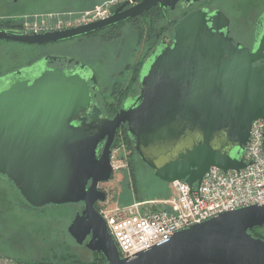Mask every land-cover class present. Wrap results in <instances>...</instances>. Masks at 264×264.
I'll list each match as a JSON object with an SVG mask.
<instances>
[{
    "label": "water",
    "instance_id": "water-1",
    "mask_svg": "<svg viewBox=\"0 0 264 264\" xmlns=\"http://www.w3.org/2000/svg\"><path fill=\"white\" fill-rule=\"evenodd\" d=\"M132 1L104 19L63 29L28 34L0 29V39L53 42L156 5L173 8L179 0ZM228 24L221 10L198 8L180 18L170 44L160 43L145 63L139 92L102 124H96L99 106H92L93 134L74 123L91 100L86 79L96 78L90 69L67 73L34 70L35 65L25 69L30 77L8 79L0 89V173L14 180L33 207L83 201L67 231L77 244L90 234L85 246L104 255L101 264H264V239L248 232L264 225V204L220 212L129 257L120 256L94 206L106 197L98 183L113 173L110 146L120 123L127 124L138 157L165 182L184 179L192 189L212 166L225 171L245 166L251 123L264 119V62L256 63L264 58V30L256 31L258 41L250 50L233 42Z\"/></svg>",
    "mask_w": 264,
    "mask_h": 264
},
{
    "label": "rangeland",
    "instance_id": "rangeland-1",
    "mask_svg": "<svg viewBox=\"0 0 264 264\" xmlns=\"http://www.w3.org/2000/svg\"><path fill=\"white\" fill-rule=\"evenodd\" d=\"M104 1L106 0H0V23L17 21V25H9L12 28L17 26L16 32H19L18 26L23 23L39 22L47 17H51L48 20L52 22L65 23ZM263 5L264 0H227L224 5L221 4L222 9L231 16L233 32L238 35L240 31L250 36L254 20ZM143 22L144 19H140V29L132 37L127 32L129 27L126 25L123 39L118 37L109 41H102L100 33L83 39L82 44L72 41L66 45L51 47L0 40V72L33 61L42 54L63 51L77 57L95 72L103 86L104 101L114 104L120 96L137 91L132 82L124 89L125 83L116 73L128 61L135 64L157 42L158 38L147 37L149 25L151 29L168 33L161 28L166 23L162 17L155 25ZM125 47L132 48L135 53L132 50L126 51ZM117 80L119 86L115 93L113 85ZM130 146L132 145L122 136L114 145L113 161L118 169L113 170L111 180L103 183L108 195L100 208L125 206L135 198L162 199L173 195L169 183L154 175L136 152L132 154ZM18 204L17 191L13 190L10 183L0 179V254L30 263L39 259L51 260L67 250L87 263L96 260V255L86 246L77 244L67 231L74 212L79 207L61 204L41 209H22ZM259 231L264 234V226Z\"/></svg>",
    "mask_w": 264,
    "mask_h": 264
},
{
    "label": "built area",
    "instance_id": "built-area-1",
    "mask_svg": "<svg viewBox=\"0 0 264 264\" xmlns=\"http://www.w3.org/2000/svg\"><path fill=\"white\" fill-rule=\"evenodd\" d=\"M125 0H106L92 9L65 23L43 18L39 22L23 23L20 33H41L94 20L111 15L113 9ZM132 2V0H128ZM264 119L253 120L249 137L242 154L246 163L240 169L222 170L210 167L199 184L190 189L184 179L169 183L173 195L168 198L134 199L125 206L100 208L107 229L116 243L119 254L129 257L148 249L156 243L168 240L176 231L199 223L220 212L252 204H264ZM114 145L110 150L113 170ZM0 264H16L7 255L0 254Z\"/></svg>",
    "mask_w": 264,
    "mask_h": 264
},
{
    "label": "flooded vegetation",
    "instance_id": "flooded-vegetation-1",
    "mask_svg": "<svg viewBox=\"0 0 264 264\" xmlns=\"http://www.w3.org/2000/svg\"><path fill=\"white\" fill-rule=\"evenodd\" d=\"M226 1L227 0H196L190 4L189 2H187V0H179L173 8H170L169 6L168 7H160L159 5L154 6V8H156V12H158L159 15L166 22L165 25L161 26V28L166 29V31L168 33H166V32L162 33V31L157 30L156 28L151 29L152 27H150V25H149V24H153V21L150 19L151 18V12H152L151 11L152 8H151V9H148V10L142 12L141 14H138V15H135V16L130 17L128 19L119 21V22L114 23L112 25L106 26L102 29H98V30H95V31H92L89 33H85L82 35H78L75 37H71V38H66V39H62V40H57V41H53V42H46V43L40 44V45H45L48 47H51L54 45H66L67 43H71L72 41L77 42V44H82L83 39L91 38V36L95 37V35H97L99 33L101 34V40L102 41L103 40L109 41V40H112V37H111L113 35L112 28H114V26H116L114 28V30H119V32H120V36H117L114 38L120 37L123 39L124 35L126 34V32L124 30L126 25L129 27V30L127 32L132 37V34L136 31L138 32V30L140 29V19H142V20L144 19L143 23H146V25H149V33L147 34V37L148 38L152 37L154 39L158 38V40L147 53H145L139 59L137 58L138 60L135 64H133V62L130 63V61H128L124 64V67L117 69L116 75L118 77H122V82L124 81L125 86H126V87H124V89L128 88L129 82L130 83L132 82L135 86V89H137V91L135 93L131 92V94L129 93V94L122 96V97L120 96L118 98V100H116L114 102V104L104 101L103 86H102V83H100L98 81L95 72L86 63L77 59V57L72 56L70 54H67L63 51H56L53 53H51V52L45 53V54L40 55L39 57H37L33 61L25 63L21 66L14 67V68L7 70L5 72H0V89L5 88V83H7L10 80V78L13 79V78H17V77H22V75H25V74L28 75L27 77H30L31 75H33V74L27 73L25 69L28 67L32 68L35 65L36 66L34 67V70H36V68H38V69L58 68V69H61L67 73L79 72V70H83V69H86V71H87L88 69H90L92 74H94V76L96 78L95 82L92 81L91 75L88 76L86 79L91 100H90L89 105L84 107L77 114L76 118L74 119V123L76 125H81L82 127L87 128L88 134H93V133L97 132V128L92 127V125L94 123H91V114L90 113L92 112V108H93L92 106L94 104H97L100 108V113L98 114L99 115L98 121L96 122L97 125L102 124L103 119H112L114 117V115L116 114V112L118 110H120L121 108H123L125 101L128 98L135 96L139 92L140 87H141V84H140L141 73H142V70L144 69V65L147 62L148 58L153 54L154 50L157 48V46L160 43L170 44V42L172 41V38H173L174 24L180 18L185 16L189 11L194 10V9H198V8H202L203 10H208L209 13H212L215 10H221L229 18V24L225 30H226L228 36H230L232 38L233 42L234 43L239 42L241 45L247 46L250 50L255 48L257 41H258L257 36H256V31H257V33H259V32L261 33V31L264 30V5L260 9L259 13L257 14V16L254 20L253 31H252L251 36L247 35L245 33H242L240 31H238V35H237L233 32V29H232L231 16L224 9H222V6H221V4L224 5L226 3ZM134 3H135V1H132L129 4H127L126 6H124L123 8L129 7ZM119 5H117V6H119ZM175 19H177V21H175ZM0 29H4L6 31H15L16 32V29L12 28V26H9V25H0ZM169 29H170V31H169ZM161 33H162V36H161ZM0 40H5V41L12 42V43L15 42V43L22 44V45L29 44V43L16 42V41H11V40H6V39H0ZM125 50L131 51L132 48L125 47ZM132 53L134 54L135 52L132 50ZM123 54H124V52H123ZM125 56H126V52H125ZM77 60L79 63H76ZM117 60H120V59L118 58ZM262 62H264V58L258 60L256 63L259 64ZM80 64H84V66L81 68ZM125 76H126V78L124 79ZM117 86H119L118 80L113 85L115 90H118ZM136 86H137V88H136ZM115 90H114V92H115ZM101 100H102V102H101ZM104 102H106V103H104ZM102 103H104V104H102ZM82 117H84V119H81ZM120 134L122 136H125L128 143L134 147V140H133L132 136L129 135V133L127 131V124L126 123H120L119 126L115 130L114 138H113V141L111 143L110 150H111L112 146L117 142V139L120 138V136H119ZM105 140H106V137H104L99 142L98 152L103 147ZM112 176H113V173H112L111 178L109 180L112 179ZM0 179H4L8 183H10L12 185L13 190L17 191V193L19 195V204H18L19 207H21L22 209H31L32 206L25 200V198L23 197V195L21 194V192L19 191V189L15 185V182L13 179H11L9 176H7L6 174H3V173H0ZM109 180H107V181H109ZM107 181H100L98 183V188L105 191L106 197L104 200H96V202L94 203V206L97 210H100V204L104 203L106 201L108 191H106L105 188L103 187V183H105ZM65 204L75 205V206L79 207L78 209L75 210L72 219L74 218L76 213H80L82 211V209L84 208V202L83 201L68 202ZM102 208H105V207H102ZM72 219H71V221H72ZM89 238H90V234L87 235V237L85 238L82 245L85 246V242Z\"/></svg>",
    "mask_w": 264,
    "mask_h": 264
},
{
    "label": "trees",
    "instance_id": "trees-1",
    "mask_svg": "<svg viewBox=\"0 0 264 264\" xmlns=\"http://www.w3.org/2000/svg\"><path fill=\"white\" fill-rule=\"evenodd\" d=\"M151 11H150L151 12V18L150 19L153 21V25H155L161 19V16L159 15L158 12H156V8L153 7L151 9ZM13 24L17 25V21L11 22V23L9 22V23H6V24L5 23H0V25H13ZM115 27L116 26H114V28ZM13 28L16 29L17 26H14ZM114 28H112V32H113V35L111 36L112 38L120 36L119 30H114ZM116 92H117V90H115V93ZM119 136L121 137L122 135L120 134ZM122 137H123V139L125 138V141H127L125 136H122ZM130 147H132V154H135L134 147L133 146H130ZM46 206H54V204H47V205L41 206V207H33L32 206L31 208H33V209H41V208H44ZM263 226L253 227L252 229H249L248 232H250L255 237H260V238L264 239V234L259 231ZM0 253H2V252H0ZM93 253L96 255V260H94L92 262H89V263L81 260L80 258L76 257L75 254H73V253H71V252H69L67 250L63 251L61 256L54 257L53 259H55V260H53V259H51V260H49V259L48 260L39 259V260H33L30 263L29 262L27 263L26 261L21 260L19 258H15L14 260L16 261V264H101V263H104L106 261L104 255L102 253H100V252H93Z\"/></svg>",
    "mask_w": 264,
    "mask_h": 264
},
{
    "label": "crops",
    "instance_id": "crops-1",
    "mask_svg": "<svg viewBox=\"0 0 264 264\" xmlns=\"http://www.w3.org/2000/svg\"><path fill=\"white\" fill-rule=\"evenodd\" d=\"M135 199H138V198H135ZM139 199H141V198H139Z\"/></svg>",
    "mask_w": 264,
    "mask_h": 264
}]
</instances>
